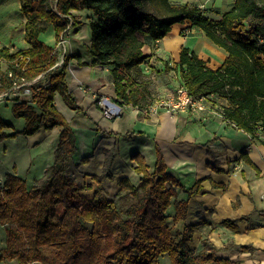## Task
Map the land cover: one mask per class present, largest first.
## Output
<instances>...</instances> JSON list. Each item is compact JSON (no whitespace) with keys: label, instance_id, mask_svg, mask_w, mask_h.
I'll return each instance as SVG.
<instances>
[{"label":"trees","instance_id":"16d2710c","mask_svg":"<svg viewBox=\"0 0 264 264\" xmlns=\"http://www.w3.org/2000/svg\"><path fill=\"white\" fill-rule=\"evenodd\" d=\"M18 1L30 47L17 52L0 47V95L9 93L6 100L12 102V115L25 126L6 134L13 126L0 119V143L55 127L61 131L52 164L32 186L15 174H7L0 185V226L5 227L1 259L17 264H157L167 254L170 264H236L218 259L216 247L207 239L202 240L200 251L190 249L188 242L197 225L186 226L181 239L174 241L165 212L175 196L173 187L182 185L166 173L159 150L152 173L141 155L131 157L140 179L136 185L127 178L119 180L113 200L101 196L103 182L112 178L114 161V150H104L102 173L91 176L97 189L90 201L80 196L93 186L79 183L68 173L77 138L53 102L58 93L68 108L81 110L67 85L68 65L72 59L79 66L89 65L79 55H66L62 65H57L61 54L57 44L70 22L74 32L82 26L75 25L71 11L91 12V44L87 47L91 66L109 70L119 102L148 113L147 93L140 83L144 72L140 67L146 59L142 48L149 40L164 38L174 24L189 22L227 58L212 70L194 52L181 48L173 69L180 75L179 87L192 99L217 105L226 122L264 146V1L234 0L219 20L207 17V11L197 5L170 0H57L55 7L52 0ZM45 25L54 29L55 47L39 38ZM39 76L27 87L29 96L21 97L25 87L17 95L10 91ZM214 96L223 98L225 105L215 103ZM95 131L104 138L117 136L99 127ZM201 183L187 190L190 197L206 192ZM175 208L177 221L184 217L187 203L176 202ZM224 224L233 228V223Z\"/></svg>","mask_w":264,"mask_h":264},{"label":"crops","instance_id":"0c3cea01","mask_svg":"<svg viewBox=\"0 0 264 264\" xmlns=\"http://www.w3.org/2000/svg\"><path fill=\"white\" fill-rule=\"evenodd\" d=\"M199 1L202 0L186 2L204 9L214 8L213 17L209 12L206 16L219 20L234 0H205L202 6ZM70 14L75 18V25L82 26L77 32H74L75 26L68 28L67 55H79L81 61L89 65L79 66L75 59L68 65L67 85L81 110L68 108L58 93H55L53 104L77 138V152L68 173L79 183L93 186L92 190L82 191L80 196L90 201L97 189L91 176L102 173L104 150H114L112 178L103 182L101 190V196L108 200L116 197L119 180L127 178L133 185L138 183L140 175L134 173L136 163L131 161L132 156L141 155L152 173L159 150L166 173L182 185L173 187L175 196L165 212L166 225L174 241L181 239L186 226L197 225L188 242L195 252L202 249L201 242L207 239L216 247L218 259L236 264H264V146L226 122L221 109L207 100L204 101L205 111L187 108L171 114L165 107L176 98L179 87L180 75L173 69L181 48L194 52L212 70L223 64L227 54L188 23L174 24L164 38L156 42L149 40L142 48L146 59L140 67L144 71L140 83L147 93L145 109L148 113L140 112L116 99L107 68L91 66L93 58L87 52L91 44V12L71 11ZM24 22L18 0H0V47L12 52L30 47L25 41ZM44 27L40 40L55 47L53 27ZM184 29L186 34H182ZM1 68L5 70L6 65L2 64ZM103 98L110 104L103 106ZM213 98L218 105H225L223 98ZM11 106V101L0 102V119L13 126L12 130H5L6 134L20 132L25 126L22 119L13 117ZM156 106L159 109L151 111ZM107 108L111 112L109 117L104 114ZM97 127L117 136L104 138L96 133ZM60 131L61 128L55 127L1 142L0 185L7 174H15L26 182L28 177L34 182L41 178L53 162ZM86 158L89 161L82 164L81 160ZM200 180L206 192L190 197L187 190ZM182 201L187 203V208L184 217L176 221L175 203ZM224 222L233 223V228ZM0 233V241L5 242V227L0 226ZM4 248V245L0 248V255ZM160 262L170 264L168 255H162L157 264ZM3 263L0 257V264ZM10 263L17 264L16 261Z\"/></svg>","mask_w":264,"mask_h":264},{"label":"built area","instance_id":"2783aa9c","mask_svg":"<svg viewBox=\"0 0 264 264\" xmlns=\"http://www.w3.org/2000/svg\"><path fill=\"white\" fill-rule=\"evenodd\" d=\"M56 1V0H55ZM70 24H72V22H70ZM65 33L66 31L60 36V41L58 42V48L61 51V54L59 55V62L57 63V65H62L63 60L65 58V56L67 55V49H66V42L67 40H65ZM42 76H39L38 78H36L35 80L31 81V82H23L20 85H15L12 87V89L10 91H14L13 95H17L18 93H16L18 91L19 88L21 87H25L24 92L21 94V97H25V96H29L30 95V90L27 88L28 86H30L32 83L36 82L38 79H40ZM3 98L8 97L9 93H4L1 94ZM204 99H192L190 96H188L186 90L183 87H178V89L176 90V98L173 99L172 102L168 103L165 105V107L167 108V111H169V113L171 114H176L179 111H182L183 109H187L190 108L192 111L196 110V111H205L206 110V105L204 104ZM101 104L104 106H107L110 104V102L106 99L103 98L101 100ZM159 109L158 106L153 107V109L151 111L156 112ZM105 116L109 117L111 112L110 109H106V111L104 112Z\"/></svg>","mask_w":264,"mask_h":264},{"label":"rangeland","instance_id":"374dc122","mask_svg":"<svg viewBox=\"0 0 264 264\" xmlns=\"http://www.w3.org/2000/svg\"><path fill=\"white\" fill-rule=\"evenodd\" d=\"M172 3H175V4H185V3H191V2H186V1H192V0H182L183 2H180V0H170ZM204 1L205 0H202V1H199V3H201V5L200 6H202V3H204ZM261 1H264V0H261ZM177 2V3H176ZM54 4H55V0H52V3H51V6L52 7H55L54 6ZM192 5V4H191ZM204 5V4H203ZM199 7V6H198ZM204 9V8H203ZM205 10L207 11V12H209V15L210 16H212L213 17V14H214V8L212 9V8H205ZM205 14H207V13H205ZM185 23H188V25H190V23L189 22H185ZM69 27L70 28H73V26L70 24L69 25ZM68 32V31H67ZM67 32L65 33V40H68V37H67ZM187 33V31H186V29H184L183 31H182V34H186ZM67 46H68V42H66V49H67ZM57 48H58V44H57ZM60 58V57H59ZM7 100H6V98H3L2 97V95H0V102H6ZM48 148H50L49 146L48 147H46V149H45V153L48 151ZM44 153V152H43ZM24 172V171H23ZM22 175H24V174H22ZM27 182H28V186L30 187V186H32L34 183H32V182H34V180L32 179V177H28L27 178ZM76 199H78V201L80 202V203H82L81 202V199L79 200V197L78 198H76ZM83 204V203H82ZM2 227V226H1ZM0 237H2V233H0ZM4 245V247H5V242L4 241H0V248L2 247ZM2 254V253H1ZM2 255H0V257H1ZM2 260V263L3 264H6L7 262H9V261H4L3 259H1ZM9 264H11L10 262H9ZM159 264H161V262L159 263Z\"/></svg>","mask_w":264,"mask_h":264}]
</instances>
